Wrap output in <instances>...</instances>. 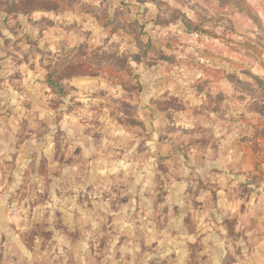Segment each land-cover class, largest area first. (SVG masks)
I'll use <instances>...</instances> for the list:
<instances>
[{
  "label": "rangeland",
  "instance_id": "374dc122",
  "mask_svg": "<svg viewBox=\"0 0 264 264\" xmlns=\"http://www.w3.org/2000/svg\"><path fill=\"white\" fill-rule=\"evenodd\" d=\"M227 103L263 143L235 197L264 206V0H0V122L44 142L0 194V264H160L172 208L232 186L199 178L198 137L173 121Z\"/></svg>",
  "mask_w": 264,
  "mask_h": 264
},
{
  "label": "crops",
  "instance_id": "0c3cea01",
  "mask_svg": "<svg viewBox=\"0 0 264 264\" xmlns=\"http://www.w3.org/2000/svg\"><path fill=\"white\" fill-rule=\"evenodd\" d=\"M152 98H156L155 95ZM199 99L205 100L203 96ZM19 111L11 114L20 115ZM145 111L153 112V117L159 120L163 113L155 108ZM188 111L179 112V118L173 121L178 130L192 131L198 137L186 161L199 178L221 176L232 186L227 187L225 200L224 197L220 199V193H225L220 191L215 202L201 203L198 200L196 205H175L172 209L177 212V219L166 220L167 226L162 229L163 234L158 240L161 251L156 252V258L160 264H264V206L244 203L235 197L237 181L246 179L255 168L254 147L263 144L255 139L254 129L244 122L251 114L249 110L233 108L231 103H227L224 109L199 107L195 113ZM245 114L247 116H243ZM160 124L164 125L162 121ZM17 125L19 123L9 119L7 123L0 122V194L4 195V200L18 193L27 178L34 153L44 146L37 133L40 131L37 123L24 125L25 136H28L24 144L16 139ZM208 134L212 135L209 141ZM166 142L169 141L165 140L161 146H166ZM188 175L192 180L193 172ZM192 182L186 181L185 184L188 187ZM178 187V191L184 188L180 184ZM191 188L196 191L194 184ZM239 189L244 191L243 184ZM198 192L203 199H208L210 193L207 189ZM4 200L3 204L1 200L0 225L5 231L13 219L3 211L6 209ZM165 207L168 209L169 206Z\"/></svg>",
  "mask_w": 264,
  "mask_h": 264
},
{
  "label": "built area",
  "instance_id": "2783aa9c",
  "mask_svg": "<svg viewBox=\"0 0 264 264\" xmlns=\"http://www.w3.org/2000/svg\"><path fill=\"white\" fill-rule=\"evenodd\" d=\"M16 210V208H15V204H11L10 206H9V211L10 212H14Z\"/></svg>",
  "mask_w": 264,
  "mask_h": 264
}]
</instances>
